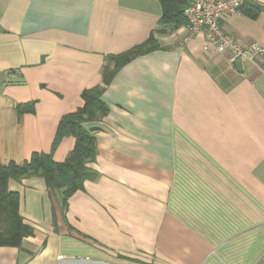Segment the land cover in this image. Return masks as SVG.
<instances>
[{
    "label": "crops",
    "instance_id": "0c3cea01",
    "mask_svg": "<svg viewBox=\"0 0 264 264\" xmlns=\"http://www.w3.org/2000/svg\"><path fill=\"white\" fill-rule=\"evenodd\" d=\"M161 15L159 0H0V164L64 162L62 117L96 87L108 107L86 125L97 179L67 206L43 178L10 181L34 234L0 264H264V60L231 62L188 25L159 33ZM221 26L264 47V11ZM152 34L159 48L105 85L109 59Z\"/></svg>",
    "mask_w": 264,
    "mask_h": 264
},
{
    "label": "trees",
    "instance_id": "16d2710c",
    "mask_svg": "<svg viewBox=\"0 0 264 264\" xmlns=\"http://www.w3.org/2000/svg\"><path fill=\"white\" fill-rule=\"evenodd\" d=\"M162 15L159 25L163 26L159 33H168L188 25L185 10L188 0H159ZM264 9L255 2H245L240 12L250 19H257ZM159 48L154 34L143 44L109 59L114 68H105L103 82L109 85L117 70L133 59L155 51ZM103 89L100 87L85 90L82 94L83 107L73 113L66 114L59 122L54 145L64 137L75 138V147L64 162L54 161L52 154L34 153L31 159L19 166L10 163L0 164V247L19 248L23 239L34 234V229L25 223L20 214V195L10 191V181L20 182L23 179L40 177L45 180L51 193H61L63 204L78 191H84L86 181L97 179V173L88 168L94 163L98 154L97 139L94 129H87L88 123H96L107 115L108 107L101 99ZM33 109V104L19 106L20 113Z\"/></svg>",
    "mask_w": 264,
    "mask_h": 264
},
{
    "label": "built area",
    "instance_id": "2783aa9c",
    "mask_svg": "<svg viewBox=\"0 0 264 264\" xmlns=\"http://www.w3.org/2000/svg\"><path fill=\"white\" fill-rule=\"evenodd\" d=\"M185 17L192 34L204 31L217 54H230V61L247 60L253 63L264 60V47L257 44L241 45L227 35L221 22L229 15L240 13L243 0H188Z\"/></svg>",
    "mask_w": 264,
    "mask_h": 264
},
{
    "label": "rangeland",
    "instance_id": "374dc122",
    "mask_svg": "<svg viewBox=\"0 0 264 264\" xmlns=\"http://www.w3.org/2000/svg\"><path fill=\"white\" fill-rule=\"evenodd\" d=\"M160 28L162 29V28H163V26H162V25H161V26L159 25V29H160ZM161 29H160V30H161ZM88 168L90 169V167H89V166H88Z\"/></svg>",
    "mask_w": 264,
    "mask_h": 264
}]
</instances>
